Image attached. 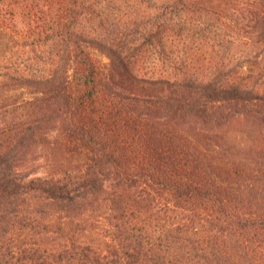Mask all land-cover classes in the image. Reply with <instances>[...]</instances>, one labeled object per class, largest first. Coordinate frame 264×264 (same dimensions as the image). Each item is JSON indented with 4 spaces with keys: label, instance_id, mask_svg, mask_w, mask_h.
<instances>
[{
    "label": "trees",
    "instance_id": "16d2710c",
    "mask_svg": "<svg viewBox=\"0 0 264 264\" xmlns=\"http://www.w3.org/2000/svg\"><path fill=\"white\" fill-rule=\"evenodd\" d=\"M0 28L30 54L0 62V264H264V0H0Z\"/></svg>",
    "mask_w": 264,
    "mask_h": 264
},
{
    "label": "rangeland",
    "instance_id": "374dc122",
    "mask_svg": "<svg viewBox=\"0 0 264 264\" xmlns=\"http://www.w3.org/2000/svg\"><path fill=\"white\" fill-rule=\"evenodd\" d=\"M14 36L15 35L13 34V32H11V30H4L0 28V62L2 64L6 63L7 61L23 64L25 62V58L30 55L29 52L25 54L20 49H15L12 52L13 54L10 53V48L13 47L12 44H17L13 42ZM249 49H251L250 46L246 47L245 45L242 44V41L238 40L235 43V45H233L232 52L238 55L242 52L248 51ZM16 92L18 91L16 90L7 91L5 94L0 93V102H3L5 100H10V99H15L17 96ZM240 136H242L243 139ZM240 136L234 138V140L232 141V146H233L232 150H234L237 153L242 152L246 154V150L240 147V144L242 143L241 141H244L246 136L245 135H240Z\"/></svg>",
    "mask_w": 264,
    "mask_h": 264
}]
</instances>
